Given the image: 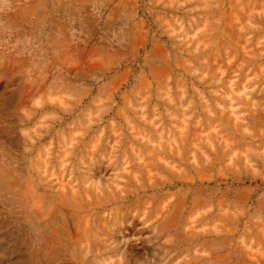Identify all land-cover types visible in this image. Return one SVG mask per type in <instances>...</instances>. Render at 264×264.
<instances>
[{
  "label": "rangeland",
  "instance_id": "374dc122",
  "mask_svg": "<svg viewBox=\"0 0 264 264\" xmlns=\"http://www.w3.org/2000/svg\"><path fill=\"white\" fill-rule=\"evenodd\" d=\"M0 264H264V0H0Z\"/></svg>",
  "mask_w": 264,
  "mask_h": 264
}]
</instances>
